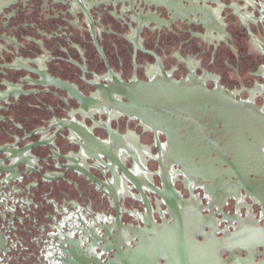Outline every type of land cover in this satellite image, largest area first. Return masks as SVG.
I'll use <instances>...</instances> for the list:
<instances>
[{
	"label": "flooded vegetation",
	"instance_id": "obj_1",
	"mask_svg": "<svg viewBox=\"0 0 264 264\" xmlns=\"http://www.w3.org/2000/svg\"><path fill=\"white\" fill-rule=\"evenodd\" d=\"M259 5L264 0H0V147L13 145L8 134L23 138L24 131L46 129L68 117L57 113L63 104L52 95L10 97L14 91L42 90L24 83L37 78L23 69H47L94 97L98 107L87 112L73 103L72 121L103 141L110 138L112 154L132 178L120 171V178L106 177L108 192L117 195L120 206L124 226L118 234L129 240L121 246L118 264H264V141L257 133L264 131L247 130L242 146L233 141L232 130L224 132L219 124L222 133L211 134L214 144L203 141L198 149H183L182 160L174 161L139 120L107 110L109 101L102 96L108 82H115L93 39L96 31L120 84L114 87L166 76L190 79L209 90H226L237 104L264 116V52L258 44H264V23L254 24L261 17L256 10L264 14ZM113 99L128 102L115 94ZM216 114H196L183 134L198 135L201 143L200 134L209 131L207 121ZM253 137L259 141L256 149L248 145ZM160 140L167 143L166 136ZM56 145L62 153L81 149L60 136ZM67 177L83 193L82 199L66 185L78 198L70 201H84L83 216L92 221L94 215L99 225L73 227L70 246L60 248L52 261L85 264L94 250L107 263L112 255H102V240L107 221L117 217L116 206L106 196L90 195L75 174ZM177 218L192 224L174 225ZM129 225L140 229L139 237L124 231Z\"/></svg>",
	"mask_w": 264,
	"mask_h": 264
},
{
	"label": "water",
	"instance_id": "obj_2",
	"mask_svg": "<svg viewBox=\"0 0 264 264\" xmlns=\"http://www.w3.org/2000/svg\"><path fill=\"white\" fill-rule=\"evenodd\" d=\"M259 6L264 8L263 5ZM256 11L261 17L255 20L254 24H263L264 14ZM246 28L249 30L248 25ZM93 39L115 82L114 84L111 81L108 82L107 95L102 96L109 101L107 110L139 120L154 133L157 148L169 149V154L174 161L182 160L183 149H198L197 145L202 144L203 141H208L210 145L214 144L211 134L215 130L222 133L218 131L219 124L223 125L224 132L232 130L235 133L233 141L242 146H244L242 143H245L244 134L247 130L264 131V116L256 115L243 105L237 104L228 91L209 90L201 82H193L190 79L178 81L166 76L152 79L149 83H132L114 87L113 85L119 82L98 43L96 31ZM243 40L247 41L245 38ZM258 44L264 52V44L260 42ZM74 64L83 72L85 71L79 63ZM22 71L37 78H25L24 83H28L29 87H41L42 90L31 89L25 93L14 91L10 97L17 99L21 96L29 98L37 97V95H52L63 104L62 107L57 108V113L68 117L55 119L46 129L29 134L24 131L23 138H15L8 134L10 139H14L13 145H10V149H7L5 145L0 147V264H55L51 257L56 253L60 254V248L61 251L65 250V245L70 246L69 236L72 234L73 227L87 224L88 226L99 225L94 215H91L92 221L86 220L83 216L82 213L87 212L81 209L86 204L83 200L80 205L76 201H70V198L71 200L78 198L75 192L68 191L66 185L75 187L82 199L83 193L80 185L67 177L69 173L75 174L78 180L85 183L90 195L101 194L113 200L117 211L115 221L111 219L106 223L109 224L105 228L106 238L102 240L106 246L101 248L102 255H112V259H108L105 263L100 259L101 255L93 254V250L91 255H87V259L91 260L85 264H118L121 246L129 240L127 236L118 234L117 228L123 225L119 216L120 206L117 195L108 192L110 190L106 177L108 173L112 178H120V171L122 177H127L130 181L132 178L126 172L127 168L123 160L115 158L112 154L111 139L103 141L97 138L89 129L75 125L71 117L73 103L79 110L87 112L98 107L97 101L93 96H85L71 82L53 76L47 69L28 66ZM90 84L98 87L95 82ZM113 94L127 99L128 102L111 100ZM219 99H221L220 102L216 104ZM215 112H217L216 116L207 121L209 131L205 128L204 133L200 134L201 143L198 141V135L183 134V130L193 124L192 119H195L196 114L205 117ZM103 127L113 138L110 124L104 123ZM52 130H54L53 134ZM257 133L264 141L263 133ZM160 135L166 136V144L161 142ZM59 136L69 146L75 145L81 149H67L68 151L62 153L61 149L56 147ZM32 137H38V141H31ZM256 141L259 142L253 137V142L248 145L256 149L259 145ZM19 144L24 146L17 147ZM155 160L158 161L157 158ZM93 172L99 173L103 179ZM18 194L24 199H13V196ZM50 196H53L56 201L49 200ZM186 224L192 223L183 218H177L174 223V225ZM124 231L132 235V239L139 237L140 229L132 225ZM145 241L147 242L148 239ZM126 248H129L128 245ZM61 264L64 263L61 262ZM128 264L132 263L129 261Z\"/></svg>",
	"mask_w": 264,
	"mask_h": 264
}]
</instances>
